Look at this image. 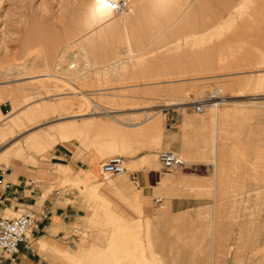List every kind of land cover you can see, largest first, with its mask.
Masks as SVG:
<instances>
[{
	"label": "rangeland",
	"instance_id": "rangeland-1",
	"mask_svg": "<svg viewBox=\"0 0 264 264\" xmlns=\"http://www.w3.org/2000/svg\"><path fill=\"white\" fill-rule=\"evenodd\" d=\"M87 1L0 0V127L9 133L7 139L0 138V150L20 141L23 151L13 155L18 161L13 169L24 171L39 166L60 174L53 157L60 144L94 153L99 165L122 155L127 168L109 178L101 174L92 187L69 179L60 183L61 187L70 185L76 189L85 216L74 233L82 230L80 236L76 235L75 250L59 253L54 259L61 264H264V85L259 83V71L264 75V0H199L194 6V19L199 25H208V35L199 34L189 44L148 54L139 62L131 60L127 68L122 65L117 72H92V79L80 83L41 75L44 59L47 57L54 66L58 50H69V60L76 55L70 49L83 39L78 37L82 35V11ZM240 6L243 14L237 11ZM253 8L258 13L255 25L249 19ZM234 15L237 17L231 23ZM234 33L241 36L240 41L231 38ZM123 45L119 42L118 48ZM30 50L33 57L26 55ZM26 57L30 60L26 68L5 70L7 63H22ZM55 73L64 75L61 70ZM60 79L65 82L57 81ZM57 82L63 86H57ZM135 84L140 85L132 86ZM219 88L230 99L235 98L236 102L220 104V110L230 109L229 113L213 118V108L197 113L189 104ZM82 94L97 102L115 103L119 108L117 117L129 125H115L117 134L127 135L126 146L110 145L124 138H118L116 132L98 136L94 132L81 139L71 134L45 150L26 144L27 135L36 130L47 132L49 138L60 137L58 123L69 115L64 111L20 126L12 123L11 117L20 116L37 102L72 100L76 108L73 106L70 114L78 113V97ZM145 111L152 117L151 122L140 127L139 123L148 117ZM95 119L107 125L114 123L107 115ZM82 120L79 117L77 121ZM154 123L157 128H151ZM168 148L176 150L188 164L171 172L165 170L159 152ZM142 153L145 175L151 176L145 189L132 173L140 167L128 162ZM0 168L6 169L2 164ZM169 175L174 187H152L158 185L161 176ZM184 179L193 182L181 181ZM50 186L53 188L55 183ZM47 193L48 190L44 197ZM182 196L192 198V206L173 210L170 200ZM155 198H163L162 205ZM139 221L142 227L133 229ZM125 226L130 227L126 230ZM226 229L238 236L232 252L218 245L220 233ZM133 231H141V235ZM131 238L138 240L137 248ZM129 242L133 243L130 253L120 250L119 244L131 246Z\"/></svg>",
	"mask_w": 264,
	"mask_h": 264
},
{
	"label": "bare ground",
	"instance_id": "bare-ground-1",
	"mask_svg": "<svg viewBox=\"0 0 264 264\" xmlns=\"http://www.w3.org/2000/svg\"><path fill=\"white\" fill-rule=\"evenodd\" d=\"M119 1L120 0H104L103 3H100L99 0H88L86 3H84V7H83V11H82L83 17H84L83 24L81 22L82 20L80 19L81 20L80 23L82 24L81 25L82 30L78 29L79 31L80 30L82 31V35L79 36L78 38L79 39L83 38V39L81 41H79V43L77 45H74V47L71 48L72 50L70 49V51H75L76 55L71 60H69V58L66 57V53H67L66 50L67 49L66 50L61 49L60 51L58 50L57 58H56V60H54L55 61L54 66L51 65V63L47 57H46V59H44L43 65H44L45 69L44 68L42 69L44 71V73L41 75L46 76V77L55 76V77H59L61 79L69 78V79L75 80L79 83L83 80H85V82H86L87 79L91 75L90 73H92V72H93V74H94V72H100V71L109 72V73L110 72H117L118 70H120V67L122 65L124 68H127L129 66L128 63L131 60H134V62H139V60L143 59L144 57L146 58V56L148 54L153 55V54H157V53H165V52L169 51V49H171L172 47L173 48H175V47L179 48V47H182L184 44L191 43L199 34L200 35L201 34H203V35L209 34L210 28L207 27L208 25H206V26L205 25L203 26L202 24L199 25L196 22L197 19H194L195 18L194 16H196V14H195L196 11H194V8H195L194 6H195V3L199 2V0H123V1H125L126 7L122 11H118L115 8V5ZM242 4H244V2ZM240 8H242V6L238 7L237 11H239ZM241 11H242V9L240 10V12ZM256 12H257L256 9H254L253 13L250 15V18H249L252 25H255V23L257 21V14L258 13L256 14ZM239 16H241V15L239 14ZM236 17H237V15L232 16L231 23L234 19H236ZM221 25H223V23ZM79 28H81V27H79ZM218 31H219V29H218ZM213 32H215V31H213ZM222 32H223V30H222ZM222 32H221V34H222ZM72 34L74 35V33H72ZM80 34L78 33V35H80ZM252 34H248V35L250 36ZM240 37L241 36H239L238 33H234V35L231 36V38H234L237 40L239 39L238 41H240ZM234 39H233V41H234ZM119 42L124 43L122 48H118ZM67 51H69V50H67ZM171 52H172V50H171ZM38 53L41 55L40 52H38ZM173 53H174V51H173ZM26 55H28V57L31 56L32 51L30 50L29 52H27ZM67 55H68V53H67ZM28 57H26V59H24L22 61V63L17 62L18 61L17 59L13 60V61L17 60L16 62H12L10 64L7 63V65H6L7 67L5 68V70H8V71L13 70V69H16L17 67H20V66H22L23 68H26L28 66V62H30V60L27 59ZM31 57H33V55ZM107 58H109V60H107V61L101 60V59H107ZM1 64H3V62ZM9 65H12V66L8 67ZM2 69L3 68H1V70ZM29 69H28V71H29ZM32 70L33 69H30V71H32ZM60 70L64 75L59 76L58 74L55 73V72L60 71ZM30 71H29V73H30ZM103 72H101V73H103ZM32 73H34V71ZM259 73H260L259 83H260V85H264V75H261L263 72L259 71ZM96 74L98 75V73H96ZM15 76H17V75H15ZM34 76H36V75H34ZM61 79L57 80V81H61L62 83L65 82ZM42 84H44V83L42 82ZM56 85L58 86V85H60V83L57 82ZM138 85H140V84H135L132 86H138ZM45 86L44 87L41 86V87L45 88ZM61 86H63V85H60V87ZM79 93H80V91H79ZM233 99H235V98H233ZM233 99H230V97H226V99L221 104H229V103L236 102ZM78 100H79V106H80L78 113L70 114L73 111L72 108L74 106V103H73L74 101L71 102L72 100L69 101V100L61 99L60 101L54 102V103H51V102L50 103L49 102L48 103L47 102L39 103V102H37L36 106L28 109L27 111H25L24 113H22L20 116H18L16 118L11 117V120H12V123L14 125L20 126L22 124H25L27 121H32V120L37 119V118L46 117L50 113H53L56 115L60 111H64L67 114H69L65 117L64 120H61L58 123L57 127L60 131V137L49 138L47 132H45V131L38 132L37 130H36V133H33V132H35V131H33L27 135L26 144L29 147H35V148H39L42 150H45L49 147H53L56 143H58L60 140H62V138H66L68 135H71V134L76 135L75 137L78 139H81L85 135H87V136L93 135L91 133H94V132H95L94 134L97 136H98V134H101L103 132H107L108 134L113 135L116 132L115 130H119L116 126H118V127L119 126L120 127L121 126L122 127H128L129 126L127 124V122H125V121L121 120L119 117H117L116 114H117L119 108L114 106L115 105L114 102H112V101H107V102L105 101L104 102V100L103 101L100 100L97 102V101H94L92 99V97L87 95V94H82L80 97H78ZM180 103H183V102L182 101L177 102V103L172 102L169 104H180ZM237 104H240V103H237ZM235 107L237 109V105H235L234 108ZM74 108H76V107L74 106ZM134 108L135 107H131L129 109L134 110ZM211 108H213L212 112H211L213 118H218L219 116L225 115V114L229 113V111H230V109L228 111H221L222 109L220 110V104H212L210 106V110H211ZM92 109H94V112H92ZM226 110H227V108H226ZM145 112H146L148 117H147L146 121L139 123L138 126H140V127H142L143 124H145V123L151 122L152 117L150 116V114L147 111H145ZM0 114H2L1 111H0ZM87 114H92V116L87 117ZM99 115L109 116L113 120L114 123L107 125V124L102 123L101 120L99 121V120L95 119V116H99ZM79 117H83L84 121L82 120L83 122L79 123V121H77ZM156 126H157V124L154 123V124H152L151 128H155ZM121 133L122 132H118V134H119L118 135L116 132L118 138H123V137L124 138L120 139V140H116L114 142H111L110 145L112 147L113 146L114 147L126 146L127 135L125 136L124 135L125 133H122V134ZM135 135H137V133ZM8 136H9V133H8L7 129L0 127V138L5 137V139H7ZM85 138H87V137H85ZM128 146L130 147V145H128ZM22 151H23V149L21 147L20 141H16L13 143V145L0 150V164L5 166L6 168H8V167L14 168V166L16 164H18V161L16 158L13 157V155L14 154L20 155L22 153ZM186 163L188 164L187 161H186ZM168 174H170V173H168ZM186 181L187 182H193L190 179L189 180L187 179ZM173 183H174V181H173L171 175H169V177H167V179L165 181L166 187H164V188L166 189L169 186L174 185ZM172 187H174V186H172ZM180 218L181 217H179V219ZM121 219H123V218H121ZM136 221H135V223H136ZM125 223H128V222L126 221ZM135 223H133V224L135 225ZM255 223L256 222H254V224ZM141 224H142L141 221H139L138 227H134L133 225H131V228H132V226H133V229L139 228V227L141 228L142 227ZM119 226H120V224H119ZM147 226L150 227V225H147ZM122 227L123 226H121L120 228L122 229ZM129 227L125 226L124 228L127 230ZM252 227H253V225H252ZM139 229H138V231H139ZM249 230H250V228H249ZM117 232H118V230H117ZM123 233L125 234V231ZM129 233H132V231ZM134 233H136V232H134ZM139 233H136L135 235H137ZM114 234H116V233L114 232ZM118 234H117V237H118ZM130 235L128 234V236H130ZM140 235H141V233L139 234V236ZM149 235H150V232L148 234V237H149ZM242 235H244V234H242ZM125 237H127V236L125 235ZM132 238H134L133 235H132ZM124 239L128 240L129 238L123 237L122 240H124ZM237 239H238V236L236 233L234 234V232H233V234H231V232H229L226 229L224 232L220 233V236L218 238V245H219V247H221L222 250H224V251L229 250L228 252H232L233 249L235 248L236 243H237ZM132 240H134V239H132ZM112 241L116 242L118 240H112ZM134 241H135V244L129 242V243H131V246L125 245V244H121V245L119 244L118 246L120 247V250L130 253L129 248L133 247V245H134V247L138 245V244H136V243H138L137 242L138 240L136 239ZM120 242H122V241H120ZM148 242L150 243V241H148ZM141 243H142V241H141ZM142 245H143V243H142ZM114 246H115V244H114ZM137 247H135V248H137ZM139 248H140V245H139ZM133 249L134 248H132V250ZM122 253L120 255L123 256ZM144 253H145V251H144ZM127 255H129V254H127ZM126 258H124V259H126ZM137 258H138V256H137ZM131 259L128 260V262H130ZM133 262H134V260H133Z\"/></svg>",
	"mask_w": 264,
	"mask_h": 264
},
{
	"label": "crops",
	"instance_id": "crops-1",
	"mask_svg": "<svg viewBox=\"0 0 264 264\" xmlns=\"http://www.w3.org/2000/svg\"><path fill=\"white\" fill-rule=\"evenodd\" d=\"M1 111L3 112L2 109ZM141 132L144 133L145 128ZM53 157L58 163L57 166H60V174L39 166H30L24 171L11 167L0 168V194L5 197L0 202V214L8 216L14 213L15 216L25 207H32L38 214L48 213V218L41 221L31 233L34 250L29 251L21 246L16 260H7L5 264H61L54 258L59 253L67 254L75 250L77 237L74 233L81 226L85 212L81 208L82 200L76 189L70 185L61 187L60 183L69 179L92 187L103 174V163L99 165L94 153L88 154L65 144L57 145ZM128 162L132 166L140 167L132 173L144 189L148 187L147 182L151 176L145 175V153L131 157ZM31 179L41 180L44 188L37 189L26 185ZM166 179V176H161L158 185L152 187L164 190ZM52 182L55 183L53 188L50 186ZM192 204L190 197H173L170 200L171 208L177 211L187 209Z\"/></svg>",
	"mask_w": 264,
	"mask_h": 264
},
{
	"label": "built area",
	"instance_id": "built-area-1",
	"mask_svg": "<svg viewBox=\"0 0 264 264\" xmlns=\"http://www.w3.org/2000/svg\"><path fill=\"white\" fill-rule=\"evenodd\" d=\"M125 7L126 4L123 0H120L115 5L118 11H122ZM226 97L222 88H219L189 104H191L197 113H204L212 104L223 103ZM159 158L163 168L169 172L187 165L184 158L176 150L171 148L160 151ZM101 167L105 178L127 171L125 159L122 155H115L108 158L103 162ZM26 185L37 189L44 188V183L41 180L31 179ZM4 200L5 197L0 194V202ZM155 201L162 205L164 200L163 198H155ZM46 218H48V213L38 214L32 207L23 208L17 216L13 217L0 214V264H5L7 260H16L21 246H24L29 251H33L34 247L31 240V233ZM81 234L82 230L78 229V234L76 235L80 236Z\"/></svg>",
	"mask_w": 264,
	"mask_h": 264
},
{
	"label": "snow or ice",
	"instance_id": "snow-or-ice-1",
	"mask_svg": "<svg viewBox=\"0 0 264 264\" xmlns=\"http://www.w3.org/2000/svg\"><path fill=\"white\" fill-rule=\"evenodd\" d=\"M99 2H100V3H103V2H104V0H99Z\"/></svg>",
	"mask_w": 264,
	"mask_h": 264
}]
</instances>
